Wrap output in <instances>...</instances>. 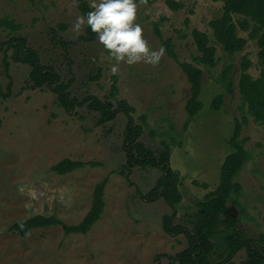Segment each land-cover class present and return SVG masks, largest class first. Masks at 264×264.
Listing matches in <instances>:
<instances>
[{
  "label": "rangeland",
  "instance_id": "374dc122",
  "mask_svg": "<svg viewBox=\"0 0 264 264\" xmlns=\"http://www.w3.org/2000/svg\"><path fill=\"white\" fill-rule=\"evenodd\" d=\"M173 1L182 8L173 9L168 0L136 3V22L153 50L163 47L155 33L159 23L163 37L173 39L181 61L192 62L199 55L194 29L207 32L217 47L216 67L198 65L204 70L203 108L188 128L190 83L181 66L165 51L156 66L122 62L113 74L115 60L98 37L87 42L82 38L86 25L79 32L74 29L83 14L73 0H0V18L8 16L22 24L19 31L0 28V43L16 35L26 37L44 64L53 65L66 81L72 79L70 90L79 100L87 95L105 99L117 76L119 97L135 107V123L143 125L139 140L155 152L164 149L163 140L172 143L170 164L182 176L183 192V201L175 209L176 223L188 227L197 202L217 188L222 164L232 152L236 120L243 121L246 115L241 138L251 159L237 178L243 186L242 205L231 207L244 234L259 237L264 233V125L242 108L238 86L245 55L253 62L248 71L255 78L260 76L259 46L249 40L243 51L230 56L215 43L210 22L222 15V1ZM234 17L236 23L243 19ZM63 23L65 29L59 27ZM238 33L248 37L240 27ZM8 61L7 70L0 49V264H179L171 257L187 247V239L163 228V217L174 209L163 199L148 202L140 195L155 186L163 171L137 166L121 173L127 161L128 116L120 112L101 123L100 114L86 105L67 110L48 87L31 88V66L12 59V49ZM229 63L236 65L231 92L218 80ZM99 71L100 78L94 79ZM219 94L223 101L214 108ZM65 158L100 164L60 175L52 166ZM108 175L105 212L87 234L67 235L62 226H53L35 228L22 237L9 229L38 214L80 223L92 207L97 183ZM246 257V250H240L234 264Z\"/></svg>",
  "mask_w": 264,
  "mask_h": 264
},
{
  "label": "trees",
  "instance_id": "16d2710c",
  "mask_svg": "<svg viewBox=\"0 0 264 264\" xmlns=\"http://www.w3.org/2000/svg\"><path fill=\"white\" fill-rule=\"evenodd\" d=\"M34 3L36 0H29ZM154 0H135L140 2H153ZM223 2V13L220 17L210 22L213 30L215 43L219 44L230 56L243 51L249 40L257 41L259 46V63L261 65L260 76L255 78L248 70L253 65L251 59L245 55L241 61V75L239 79V91L247 113L258 123L264 125V0H215ZM168 4L175 10L182 8V4L168 0ZM88 0H79L77 7L84 15L91 11ZM235 15H242L243 19L238 23ZM67 24H60L65 29ZM248 32V37L240 36L238 28ZM0 28H7L11 31H19L22 24L15 19L4 16L0 18ZM155 33L161 39L166 53L181 66L190 83V97L186 103L187 121L185 128H188L192 120L203 108L201 95L203 91L204 70L198 65L214 68L218 64L217 47L212 43L207 32L199 29L193 30L194 42L199 55L193 57V61H181L177 53L176 45L172 38H164L159 23H155ZM97 35L86 25L83 39L93 42ZM6 46V47H5ZM0 49L5 54V64L9 69L8 51L12 49V59L26 63L31 66L30 82L31 88L48 87L57 94L59 103L67 110L76 106L86 105L89 110L100 114L99 122L104 123L117 117L120 112L128 116V125L125 132V150L127 161L121 173L128 174L135 167L159 168L163 174L157 180L155 186L148 192H140V195L148 202H155L159 199L174 209L172 214L163 217V228L166 233L177 236L185 235L187 247L171 257L179 264H234V256L242 249L247 252V257L241 264H264V233L259 237H248L239 228V221L231 207L241 206L239 196L242 194L243 186L237 180L244 166L250 161L251 153L246 147V141L241 138L243 123H248V117L244 115L243 121L236 120L235 129L230 144L232 152L225 158L221 167L220 182L217 188L208 192L197 202L198 210L194 213L191 227L176 223V208L183 201L181 191L182 176L178 170L171 167L172 143L163 140L164 149L155 152L154 149L142 142L140 137L143 134V125L136 124L133 118L135 107L125 98H120V88L117 76H113V82L105 99L95 95H87L82 100L73 96L70 90L72 79L66 81L57 69L51 64H44L41 61L37 50L29 46L27 38L22 35L11 37L5 43H0ZM236 65L229 63L224 66L218 80L227 91L234 88V73ZM99 71L97 77L100 78ZM117 103L115 106L114 102ZM223 101V94H219L213 103L214 108L220 107ZM144 123L147 125L144 118ZM97 161L84 162L65 158L52 166L53 171L65 175L86 165L96 166ZM114 173V172H113ZM110 181V175L97 183L94 191L92 207L77 224H68L55 215L46 216L38 214L25 221L15 222L10 230L22 237L28 236L35 228H47L62 226L67 235L87 234L100 220L105 212V193ZM198 184V183H197ZM207 188V184H203Z\"/></svg>",
  "mask_w": 264,
  "mask_h": 264
},
{
  "label": "clouds",
  "instance_id": "9594fccd",
  "mask_svg": "<svg viewBox=\"0 0 264 264\" xmlns=\"http://www.w3.org/2000/svg\"><path fill=\"white\" fill-rule=\"evenodd\" d=\"M78 7L79 0H73ZM91 11L78 16L74 29L79 32L85 25L95 33L99 43L115 60L111 72L119 71L118 65L131 66L145 63L156 66L165 55V49L153 50L144 38L143 27L137 23L135 0H93ZM23 191V189H21Z\"/></svg>",
  "mask_w": 264,
  "mask_h": 264
}]
</instances>
